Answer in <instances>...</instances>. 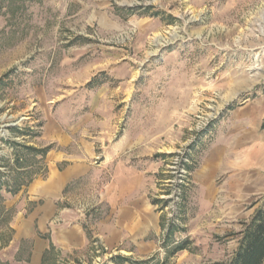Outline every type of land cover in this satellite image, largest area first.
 I'll return each instance as SVG.
<instances>
[{"label":"rangeland","instance_id":"1","mask_svg":"<svg viewBox=\"0 0 264 264\" xmlns=\"http://www.w3.org/2000/svg\"><path fill=\"white\" fill-rule=\"evenodd\" d=\"M249 113L264 133V0H0V264H231L264 195L237 215L194 173ZM77 164L60 200L36 197ZM124 168L159 215L152 251L101 233ZM63 227L86 244L67 248Z\"/></svg>","mask_w":264,"mask_h":264},{"label":"crops","instance_id":"2","mask_svg":"<svg viewBox=\"0 0 264 264\" xmlns=\"http://www.w3.org/2000/svg\"><path fill=\"white\" fill-rule=\"evenodd\" d=\"M256 116L249 113L248 116L229 122L227 129L220 131L194 173V182L200 185L206 194L216 198L223 192L226 198L233 199L235 202L232 211L237 215L239 201L264 195V133L257 129L261 122H256ZM46 136L55 140L62 134L54 124L48 123ZM84 166L77 164L62 176L53 174L55 176L52 175L47 182H40L34 194L46 200L50 207L62 198L65 188L74 178L85 175V169L82 168ZM220 176H228L224 190L215 188V181ZM103 197L114 216V224L106 225L101 231L106 244L116 248L128 239L136 244L138 252L144 253L148 248L152 251L155 239L151 241L150 236H159L160 218L144 191L142 172L134 168L121 169L116 173V182L103 190ZM49 220H52V217L49 218L47 213H44L39 222L46 228ZM81 231L80 227L54 229L56 239L59 240L60 236H63L67 248L86 244V237Z\"/></svg>","mask_w":264,"mask_h":264},{"label":"trees","instance_id":"3","mask_svg":"<svg viewBox=\"0 0 264 264\" xmlns=\"http://www.w3.org/2000/svg\"><path fill=\"white\" fill-rule=\"evenodd\" d=\"M177 249L184 250L186 246ZM231 264H264V203L244 231Z\"/></svg>","mask_w":264,"mask_h":264}]
</instances>
